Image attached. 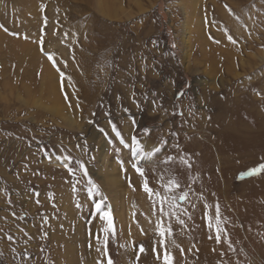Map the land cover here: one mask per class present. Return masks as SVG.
I'll list each match as a JSON object with an SVG mask.
<instances>
[{"label":"rangeland","instance_id":"rangeland-1","mask_svg":"<svg viewBox=\"0 0 264 264\" xmlns=\"http://www.w3.org/2000/svg\"><path fill=\"white\" fill-rule=\"evenodd\" d=\"M0 25V264H264L261 0H0Z\"/></svg>","mask_w":264,"mask_h":264},{"label":"snow or ice","instance_id":"snow-or-ice-1","mask_svg":"<svg viewBox=\"0 0 264 264\" xmlns=\"http://www.w3.org/2000/svg\"><path fill=\"white\" fill-rule=\"evenodd\" d=\"M262 3H264V0H261ZM0 27H3L2 25H0ZM5 31H7V29L5 28L4 29ZM229 40L232 39L231 36L228 37ZM49 59L51 60L52 57L49 56ZM133 144H135V148L133 149V154H138L139 156V159L134 162L132 164V168L134 169V171L139 174L141 177H143L145 175V169L143 167H140L138 166L140 163H142L144 160L146 159H151L154 155V152L153 151H146L145 150V147L141 144V142L139 140H136V139H133L131 141ZM77 149H80V146L77 145ZM83 151H87L86 149H83ZM156 153H158L160 150L158 148H156L154 150ZM68 159V163H64L63 164V167L65 169L68 170L69 174L75 178L76 177V173L79 171L81 174H82V177L84 178H87L86 182L88 185H90V187L88 188V195L89 197H91V194L93 191L96 190V185L93 183L92 179L89 177V174H88V171L85 167V164L77 159L75 160V167H70V164L72 163V159L69 157L67 158ZM173 159V157H168V160L166 161L167 162H170L171 160ZM185 163H187V161H185ZM260 170H264V165L261 166V169ZM257 170H253L252 173H250V175H253L256 173ZM83 181L80 180V179H77L76 180V183L77 184H80L82 183ZM174 188H179V184L175 181V180H172L170 179L168 181V187L165 189L166 191L168 192H171ZM143 190L149 194V196L151 197L152 195V192L150 191L148 185H147V182H145V185H144V188ZM188 200V192H183L182 194H180L178 197L176 195H170L168 197L165 198V200H162L161 201V204L163 205L164 203H167L168 207L167 208H164L163 206L160 208V216L163 217V218H167V219H171V218H175L177 220V223H180V224H183L184 221L182 219H180V214L183 212L184 214H187L186 213V210L181 208L180 204L178 203V201H187ZM10 203V201H9ZM155 203V202H154ZM95 210L97 213H100V216H99V219L103 220V221H106L107 224H108V228L107 229H104V231H111L112 230V217H111V213L108 212V211H102L103 207H104V203L103 201H99L97 203H95ZM216 214L217 216H219V207L217 206V209H216ZM189 219H191V217H189ZM45 223H47V220H45ZM209 227H211V224H209ZM156 230H157V235L159 236L160 238V245L161 247H165V237L166 236H172V230H171V226L169 224V226H165L163 221L160 220L156 223ZM21 232L24 233V235H27L26 232H24L23 229H20ZM7 239L8 241L12 242V243H15V240L14 238L9 235L7 236ZM31 239V238H29ZM107 238H105L106 240ZM216 241L219 242L220 239H221V235H220V230L219 228H217V235L215 237ZM173 245L175 244V241H172L171 242ZM229 248L231 249L232 248V245L229 243ZM11 251L13 253L16 252V249L15 248H12ZM97 251H101L100 248H97ZM140 251L143 252L144 251V248L143 246L140 247ZM234 251V249H233ZM3 256V253L0 252V257ZM24 258L27 259L28 258V254L27 252L25 251L24 253ZM108 264H112V260L109 259L108 260ZM164 264H173V258L168 254L167 252V248L165 247V252H164Z\"/></svg>","mask_w":264,"mask_h":264},{"label":"bare ground","instance_id":"bare-ground-1","mask_svg":"<svg viewBox=\"0 0 264 264\" xmlns=\"http://www.w3.org/2000/svg\"><path fill=\"white\" fill-rule=\"evenodd\" d=\"M114 4V3H113ZM115 13V12H114ZM233 23V22H232ZM231 26H230V28H231V30H232V32H233V34H235V31L237 30L236 29V27H237V25L235 26V25H233V24H231V23H229ZM225 28V27H224ZM223 29V28H222ZM228 29V28H227ZM238 31V30H237ZM236 31V32H237ZM228 32H231V31H228ZM197 35H199V40H200V42H201V44H202V46H203V49H204V46H206L207 45V42H206V37H205V33H203V31L202 30H199V31H197ZM232 34V33H231ZM228 42V41H227ZM222 43H225V41L223 40L222 41ZM202 49V50H203ZM33 66H35V68H36V65L35 64H33ZM51 93V92H50Z\"/></svg>","mask_w":264,"mask_h":264}]
</instances>
